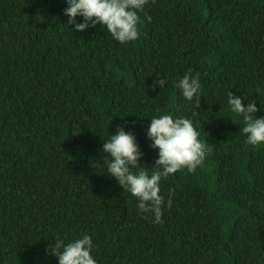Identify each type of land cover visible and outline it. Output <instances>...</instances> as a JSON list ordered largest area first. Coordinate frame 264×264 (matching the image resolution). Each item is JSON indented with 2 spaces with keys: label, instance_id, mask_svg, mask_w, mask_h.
<instances>
[{
  "label": "trees",
  "instance_id": "16d2710c",
  "mask_svg": "<svg viewBox=\"0 0 264 264\" xmlns=\"http://www.w3.org/2000/svg\"><path fill=\"white\" fill-rule=\"evenodd\" d=\"M66 7L0 0V264H58L56 236L83 234L98 264H264V145L227 104L233 92L264 116V0H150L126 44L68 27ZM189 70L198 108L173 86ZM161 114L190 119L209 152L161 181L172 204L156 222L101 173V148L124 127L140 167L154 164L146 132Z\"/></svg>",
  "mask_w": 264,
  "mask_h": 264
},
{
  "label": "clouds",
  "instance_id": "9594fccd",
  "mask_svg": "<svg viewBox=\"0 0 264 264\" xmlns=\"http://www.w3.org/2000/svg\"><path fill=\"white\" fill-rule=\"evenodd\" d=\"M67 7L64 14L68 17L67 26L74 25L75 31H85L90 26L100 25L120 44L136 41L139 38L143 21L139 13L145 9L150 0H65ZM154 2V0H152ZM81 17L83 22H78ZM150 20V18H148ZM72 30V29H71ZM73 31V30H72ZM167 78L155 81L163 89ZM173 86L179 89L183 98L194 107H199L201 84L198 76L191 70L185 73ZM195 98V102H194ZM243 96L229 92L227 104L236 116L241 117L243 126L240 133L246 137V143L253 147L264 145V116H256V101L244 103ZM264 105H261V111ZM146 137L150 147L157 151L154 164L140 167L142 152L135 135L118 127L115 134L103 141L101 151L104 171L136 199L140 213H152L159 222L162 207H171V193L165 202L160 194L161 181L183 169L194 172L201 166L208 155L207 144L200 139V132L192 121L184 116L171 114L150 117ZM58 264H98L92 255L94 242L89 234L70 240L56 236L54 244L48 246Z\"/></svg>",
  "mask_w": 264,
  "mask_h": 264
}]
</instances>
